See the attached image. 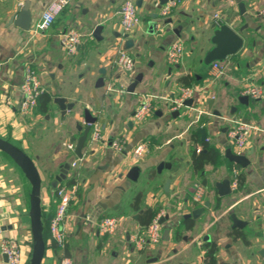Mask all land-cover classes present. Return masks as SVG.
<instances>
[{
	"label": "crops",
	"instance_id": "obj_1",
	"mask_svg": "<svg viewBox=\"0 0 264 264\" xmlns=\"http://www.w3.org/2000/svg\"><path fill=\"white\" fill-rule=\"evenodd\" d=\"M50 1L0 0V59L5 61L0 70V137L21 147L43 180L40 197L48 233L41 264H56L63 255L71 256L75 264H201L209 241L217 244V264H264V253H259L264 249V94L258 99L249 97L248 104L238 100L248 83L264 90V17L259 14L264 0H242L243 14L235 0H181L169 17L162 18L157 5L161 0H144L138 7L143 19L129 33L135 41L131 49L124 48L123 36L115 35L124 33L120 23L123 0H73L49 28L38 31L35 26ZM26 2L33 15L31 29L8 25L17 6ZM154 12L161 19L152 34L148 23ZM170 18L172 22L163 23ZM224 23L238 31L244 44L224 60L226 74L211 82V64L204 65L203 59L212 45L214 25ZM97 25H104L101 40L92 34ZM70 29L84 35L74 55L59 41V35ZM176 40L183 42L185 51L181 61L172 64L166 53ZM121 48L135 58L133 72L113 67ZM26 63L38 70L51 100L45 104L42 96L30 113L22 115L20 85ZM102 68L106 69L105 85L106 78L112 77L115 90L107 92L105 86H96ZM140 71L143 79L131 93L127 87ZM186 75L195 80L189 86L200 89L196 106H182L173 115L177 110L171 108L170 100L185 86L179 79ZM145 95L151 96L153 111L138 121L132 114ZM55 96L66 97L75 108L63 115L53 102ZM210 98H214L211 109ZM86 108L99 116L97 122L103 126L106 139L90 143L91 129L76 174L67 176L77 185V194L67 212V243L61 249L49 231L57 208V187L51 183L72 154L68 143L76 142L83 132L78 124L87 126ZM214 109L223 112L222 116L213 114ZM201 117L204 121L199 125ZM229 119L250 121L258 127L241 152L250 160L245 168L225 157L228 147L240 153L227 137ZM200 127L207 132L204 140L221 156L218 165H205L206 185L190 170L191 137ZM117 135L127 139L120 152L109 145ZM144 140L150 143L149 151L135 158L133 149ZM197 147L204 149L202 144ZM161 162L172 166L158 171ZM135 165L141 169L136 181L127 177ZM235 170L244 174L243 184L232 185L233 193L220 197L215 183L227 175L233 181ZM167 179H171L169 192L163 189ZM61 184H67L66 180L57 186ZM200 185L205 187L204 202L209 200L210 207L197 220L184 218L195 208L192 196ZM30 195L29 179L14 159L0 150V244L3 239H16L23 252L21 264H30L33 252ZM148 207L169 214L162 235L169 227L171 239L137 248L132 239L145 233L147 226L140 224L139 217ZM233 212L247 222L243 228L232 229ZM104 216L119 218L116 231L105 236L97 227ZM0 264H9L1 249Z\"/></svg>",
	"mask_w": 264,
	"mask_h": 264
},
{
	"label": "built area",
	"instance_id": "obj_2",
	"mask_svg": "<svg viewBox=\"0 0 264 264\" xmlns=\"http://www.w3.org/2000/svg\"><path fill=\"white\" fill-rule=\"evenodd\" d=\"M73 0H52L45 7L41 20L36 24V30H45L49 28L55 21L56 17L63 11V9L69 5ZM181 0H168L164 4H157L159 7V14L162 17H169L173 11L178 7ZM259 14L264 17V7L259 11ZM143 18L139 13L136 0H123L120 8V23L125 33H130L132 30L140 25ZM84 35L78 30L70 29L65 30L59 35V41L66 52L69 55L77 53ZM185 47L182 41H174L167 49V59L170 63L175 64L181 61L184 57ZM5 61L0 59V70L3 67ZM113 67L123 72H133L135 70V58L125 49L121 48L118 51V55L113 59ZM227 65L224 61H215L209 68L210 81H216L226 74ZM31 63L24 65L23 81L20 85L22 92V98L19 104V111L22 115H27L32 111L39 102L41 94L46 88L43 87L39 74ZM106 91L115 90V85L112 81V77L106 78ZM200 89L196 86H181L178 94L171 99V108L177 110L183 106V102L188 98L197 97ZM242 94L248 95L253 99H258L263 96L264 90L261 86L248 83L242 90ZM135 110L134 118L138 121H143L152 111L153 103L150 95H145ZM230 125L227 128V137L229 141L238 149L241 153L246 150L251 134L258 127L250 121L240 119H229ZM90 143L103 141L106 138L103 134V126L96 122L91 124ZM76 142H70L67 148L73 153ZM110 147L115 151H123L127 146V139L124 136L117 135L111 138L109 141ZM150 143L148 140L141 141L133 149V156L135 158L142 157L149 150ZM202 148L197 147V151L200 152ZM82 158L76 157L71 164L70 175L76 174L77 169ZM239 172H233V187H237L239 184ZM77 194V185L61 184L55 189V195L57 198V208L49 223L50 235L52 239L57 243L58 247L64 249L67 243V231L65 229V220L70 203ZM205 187L203 185L198 186L192 196V203L198 205L204 204ZM165 215L164 211L158 212L156 217L147 225L145 233L143 235L135 236L132 239V243L137 248H144L149 244H156L162 239L163 224L160 223L161 217ZM119 223V218L116 216H104L98 223V231L101 235L105 236L116 231ZM0 249L7 255L9 264H21L22 263V249L19 242L16 239H3L0 244ZM56 264H75L74 259L71 256H61ZM204 264V263H201Z\"/></svg>",
	"mask_w": 264,
	"mask_h": 264
},
{
	"label": "water",
	"instance_id": "obj_3",
	"mask_svg": "<svg viewBox=\"0 0 264 264\" xmlns=\"http://www.w3.org/2000/svg\"><path fill=\"white\" fill-rule=\"evenodd\" d=\"M144 0H136V4L138 7H141ZM168 0H161L160 3L164 4ZM240 7V12L243 14L245 12V3L242 2V0H235ZM32 12L30 9L29 2L23 3L21 5H18L13 15L10 16L8 25L15 24L18 27H20L23 31H29L32 26ZM151 21H149L148 25V32L149 33H155L156 26L158 24V20H160V16L157 12H154L150 15ZM173 19L169 20H163V23L172 22ZM104 29V25H97L93 31V37H95L97 40L103 39L102 31ZM116 36H123L124 41V48L125 49H131L135 45L134 39L130 38L129 33H116ZM211 47L205 52L203 63L204 65L208 66L212 64L215 61H224L229 56L236 54L244 44V38L233 29L229 24L224 23L221 25H214L213 34L211 36ZM101 75L96 83L97 87H103L105 86V74L106 69L102 68L100 70ZM143 72H138L134 76V79L131 81V83L128 85L127 90L131 93L136 92L135 89L138 86V84L143 79ZM238 100L241 103L248 104L249 103V96L248 95H242L238 97ZM53 102L60 107V110L62 114H66L67 111L73 110L75 108L74 102H69L68 99L64 96H55L53 99ZM197 99L195 98H188L183 102V106L185 107H195L196 106ZM214 103V98H210L208 100V107L209 109L212 108ZM235 111V107H232V113ZM84 122L87 124L86 127L81 126L78 124L79 131H83L82 134L77 138L75 149L73 153L68 156L65 160V163L60 167L59 173L55 175L51 185L53 188H56L57 185L66 180L70 170H71V164L75 160L76 157L82 158L83 157V151L87 144L89 133L91 130V124L96 123L99 120L98 115H94L92 111L88 108L84 109ZM178 114L179 111H175L173 115ZM221 111L214 109L213 114L222 116ZM135 114V111L132 115ZM130 124H132V121H130ZM84 127V128H83ZM198 133L201 134V138L204 140L207 138V132L204 127H200L197 130ZM111 140V139H110ZM0 150L6 152L10 157L16 161V163L19 165V167L22 169V171L25 173L26 177L29 179L31 183V195H30V218H31V229H32V235H33V252L30 264H41L43 256L45 254V240L43 237V222H42V205H41V187H42V178L40 175V172L35 165L33 159L19 146L11 143L8 140H5L0 137ZM225 157L231 161L232 163H235L239 165L240 167H246L249 166L250 160L248 157L242 153H236L233 151L231 147L226 148L225 150ZM170 167L172 166L170 163L161 162L159 163L157 169L158 171H161L164 167ZM141 169L139 165L133 166L128 174L127 177L131 180L136 181L137 178H139ZM171 179H167L164 185V191L169 192ZM215 188L217 190V194L220 197H224L227 195H230L233 193L234 189L232 187V179L230 175H227L224 179L221 181H217L215 183ZM210 201L205 200L204 204L201 206H198L197 203H194L195 208L192 209L189 213H187L184 218H193L194 220L199 219L202 214H204L205 210L210 207ZM142 210L139 212L141 213ZM139 213L135 215V219L138 220ZM230 218L232 220V229L235 228H243L247 222L240 219L234 212L230 213ZM169 219V214L164 215L161 217V224H165L166 221ZM170 232L171 229L165 228L163 231L162 239L163 240H169L170 238ZM206 239H209V236L206 237ZM260 254L264 253V249H261L259 252ZM5 257L7 259V255L5 254ZM153 261H156L157 258L152 259ZM222 264H229V263H222Z\"/></svg>",
	"mask_w": 264,
	"mask_h": 264
},
{
	"label": "trees",
	"instance_id": "obj_4",
	"mask_svg": "<svg viewBox=\"0 0 264 264\" xmlns=\"http://www.w3.org/2000/svg\"><path fill=\"white\" fill-rule=\"evenodd\" d=\"M179 80L184 85H190L191 83L195 81L194 78L189 75L182 76ZM42 96L46 97L45 104L51 100V96L45 91L41 94L40 98ZM47 108L48 107L46 105L43 106L44 110H46ZM203 121H204L203 117H201L199 119V125H202ZM191 139H192V145L190 147V156H191L190 170L193 176L199 177L202 183L206 185L207 180L205 178V174L203 173L204 167H206L205 165L206 164L218 165L221 161V156H220L219 151L216 149V147L210 145L208 140L202 141L200 139V135L197 132L194 131L192 133ZM198 144H202L204 148L200 152L197 151ZM238 180H239V185H242L244 182V174L242 172L239 173ZM66 183L68 185H71L73 183V179L67 177ZM159 211H160V208H153V207L146 208L139 217L140 224L147 226L152 221V219L156 217ZM42 216H43V212H42ZM42 221L44 225L43 237L45 240L47 236L46 234L48 233V229H47V224L45 222L44 216L42 217ZM205 246H207V251L204 257V264H217V259H218L217 258V249H218L217 244L215 242L209 241L205 243ZM56 247H58V245Z\"/></svg>",
	"mask_w": 264,
	"mask_h": 264
},
{
	"label": "rangeland",
	"instance_id": "obj_5",
	"mask_svg": "<svg viewBox=\"0 0 264 264\" xmlns=\"http://www.w3.org/2000/svg\"><path fill=\"white\" fill-rule=\"evenodd\" d=\"M148 151H149V150H148ZM148 151H147V152H148ZM147 152H146V153H147Z\"/></svg>",
	"mask_w": 264,
	"mask_h": 264
}]
</instances>
